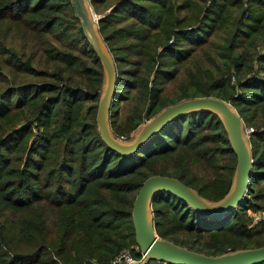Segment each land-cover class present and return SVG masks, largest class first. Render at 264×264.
<instances>
[{
	"label": "trees",
	"instance_id": "16d2710c",
	"mask_svg": "<svg viewBox=\"0 0 264 264\" xmlns=\"http://www.w3.org/2000/svg\"><path fill=\"white\" fill-rule=\"evenodd\" d=\"M87 1L114 62L116 137L195 96L229 102L251 128L237 207L207 218L158 191L156 234L208 255L264 245V218L247 212L264 211V0ZM102 82L69 0H0V264H118L135 244L132 201L149 175L176 177L211 201L229 188L235 155L216 114L179 115L122 155L96 129Z\"/></svg>",
	"mask_w": 264,
	"mask_h": 264
},
{
	"label": "water",
	"instance_id": "95a60500",
	"mask_svg": "<svg viewBox=\"0 0 264 264\" xmlns=\"http://www.w3.org/2000/svg\"><path fill=\"white\" fill-rule=\"evenodd\" d=\"M74 17L93 49L102 68L103 82L97 100L95 123L101 140L122 155H128L175 117L198 110L213 112L221 121L230 148L235 155V166L229 188L218 200L203 198L194 188L178 178L153 174L144 178L136 191L131 206L134 241L144 264L150 259L173 264H256L264 261V245L208 255L159 237L153 226L150 202L153 194L166 191L181 199L190 208L207 218H219L237 207L246 194L251 175V151L242 119L227 101L214 96H195L170 104L149 117L134 132L132 138H117L109 126V107L114 94L115 67L112 56L98 32L96 15L87 0H69Z\"/></svg>",
	"mask_w": 264,
	"mask_h": 264
},
{
	"label": "rangeland",
	"instance_id": "374dc122",
	"mask_svg": "<svg viewBox=\"0 0 264 264\" xmlns=\"http://www.w3.org/2000/svg\"><path fill=\"white\" fill-rule=\"evenodd\" d=\"M88 4H89V3H88ZM89 6H90V5H89ZM90 8H91V7H90ZM96 18H97V16H96ZM127 105H128V103L125 102V101L120 102V106H119V115H118V122H120V121L123 120L124 114H125V112L127 111ZM146 120H147V119H146ZM146 120H145V121H146ZM145 121H144V122H145ZM144 122H142L141 124H143ZM141 124H139V125L133 130V131L128 132V133H123V134H120V135H121V136H127V137H128L127 139L132 138L134 132L137 130V128H138ZM244 131L246 132V129H244ZM120 135H119V136H120ZM247 212H248V213L250 214V216L252 217V222H255V221H258L259 219L264 218V211H262V210H260V209H257V210H254V211L248 210ZM257 217H258V218H257ZM123 249H126V250L123 251L122 256H128V257L130 256L129 258L131 259V261H129L128 264H138V263L141 262V258H142V256H141L140 259H136V258L133 257L132 252H131L132 250H135V251L138 250L137 245L132 244V245H129V246H125ZM121 264H123V263H121Z\"/></svg>",
	"mask_w": 264,
	"mask_h": 264
},
{
	"label": "built area",
	"instance_id": "2783aa9c",
	"mask_svg": "<svg viewBox=\"0 0 264 264\" xmlns=\"http://www.w3.org/2000/svg\"><path fill=\"white\" fill-rule=\"evenodd\" d=\"M250 130H251V128H246V132H248ZM117 138H119L121 140H126L127 139L125 136H121V135L120 136H117ZM124 250H126V249H122L118 253V255L114 258V260H113L114 263H118V264H121V263L128 264L129 261H131V259L129 258L130 256L129 257L128 256H122Z\"/></svg>",
	"mask_w": 264,
	"mask_h": 264
}]
</instances>
